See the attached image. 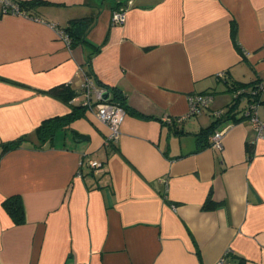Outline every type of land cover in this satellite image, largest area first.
<instances>
[{
	"label": "crops",
	"instance_id": "obj_1",
	"mask_svg": "<svg viewBox=\"0 0 264 264\" xmlns=\"http://www.w3.org/2000/svg\"><path fill=\"white\" fill-rule=\"evenodd\" d=\"M38 1L33 15L0 6V153L70 112L46 92L59 84L78 94L89 78L122 97L125 116L111 146L85 109L53 146L0 154V264H264V135L213 115L233 104L231 84L257 82L264 121V0ZM120 7L125 21L113 24ZM67 27L72 47L57 32ZM192 93L212 101L186 115ZM214 128L224 129L221 150L210 146ZM12 196L21 223L3 204ZM208 196L219 205L203 209Z\"/></svg>",
	"mask_w": 264,
	"mask_h": 264
},
{
	"label": "built area",
	"instance_id": "obj_2",
	"mask_svg": "<svg viewBox=\"0 0 264 264\" xmlns=\"http://www.w3.org/2000/svg\"><path fill=\"white\" fill-rule=\"evenodd\" d=\"M1 13L3 14H16V15H28L26 11L21 9L18 5L17 0H0ZM126 9L124 7H120L115 9L111 14V22L113 24H122L125 21ZM53 26L56 27L55 24ZM57 32L60 38L66 43L67 46H70V38L68 34L64 31L63 28H57ZM225 76L224 70H221L217 73V77L223 78ZM260 86V85H259ZM261 88V86H260ZM107 88H97L93 84V82L86 78L82 83L81 91L76 94L71 101H79V103L84 106L85 109L94 111L96 116L100 121L105 123L108 126V133L105 138V144L108 145L110 142H115L119 138L120 135V124L125 116V110L118 103L104 99L103 95ZM244 89H238L234 91L233 96L237 97L238 94L243 92ZM252 91V93H254ZM80 93V94H79ZM81 95V98H79ZM188 101V110L186 115L192 114H200L208 108L212 101L211 93H192L187 96ZM243 119H248L257 131V136L264 135V121H261L257 114V104L249 102L247 105L240 111ZM223 109L213 110V115L216 118H220L223 116ZM186 115L180 116H169L164 115L162 117V121L165 123H172L174 121H179L183 119ZM224 129H215L210 134V146L213 148L222 149ZM82 161L80 165H82ZM87 165L95 171H99L101 169V163L95 159H88L86 161ZM80 173V172H79Z\"/></svg>",
	"mask_w": 264,
	"mask_h": 264
},
{
	"label": "trees",
	"instance_id": "obj_3",
	"mask_svg": "<svg viewBox=\"0 0 264 264\" xmlns=\"http://www.w3.org/2000/svg\"><path fill=\"white\" fill-rule=\"evenodd\" d=\"M17 2H18L19 7L21 9H23L24 11H26V13L28 15L35 14L36 11H35L34 6L36 3H39L38 0L17 1ZM71 30L69 27L64 28V31L68 34V36L70 38V46L69 47L74 46L76 43ZM232 31L234 33V28H232ZM231 88L233 90V93H234V91L241 89V88H243L244 91L241 92L240 94H238L237 97L233 96L234 101H233V104L230 106V109L228 111L235 108L236 105L245 97L247 98L248 103L252 102V103L258 104L259 102L262 101V99H261L262 89L260 88V86L257 82L231 84ZM254 90H255V92L252 93V91H254ZM46 92L49 95H51L55 98H58L65 103H69L71 106L70 112L65 114V115H62V116H54V117L43 120L35 128V130L33 132L34 139H30L28 136H22L18 139H15V140H12L10 142L2 144L1 153H3L4 151H6L8 149H12V148L17 147L20 143L25 142V141H31L35 146H38V147L53 146L57 132H59L60 130H66L68 128V125L70 124V122L74 118H76L80 114H82L83 111H85V108H84V106H82L81 103H79V102L75 103V102L71 101L72 98L77 94V92H75V90L71 87V85L69 83L59 84L57 86L49 88L48 90H46ZM118 98L119 99H117L113 96V98H111V99L109 97V100H112V101L118 103L125 110L124 100L122 99V97L120 95L118 96ZM228 111L225 112V114L223 116H221L220 118L227 119V120L228 119H234V121H239V120L243 119L242 115L237 117L236 112H231L229 114ZM220 118H216L217 119L216 121H218ZM214 130H215V128L212 130V132ZM203 132H204V134L209 132V128L204 129ZM113 143L114 142H110L107 146H111ZM253 144H254L253 142L247 143L246 144L247 150H251V147ZM3 204L16 223L23 222V220H24V209H23L21 199L18 196H12V197L5 199ZM218 205H219V202L212 200L210 198V196H208L205 199V201L203 202L202 208L203 209H213Z\"/></svg>",
	"mask_w": 264,
	"mask_h": 264
},
{
	"label": "water",
	"instance_id": "obj_4",
	"mask_svg": "<svg viewBox=\"0 0 264 264\" xmlns=\"http://www.w3.org/2000/svg\"><path fill=\"white\" fill-rule=\"evenodd\" d=\"M120 1H123V0H120ZM109 95H110V89H107V90L104 92L103 98H104V99H108V98H109Z\"/></svg>",
	"mask_w": 264,
	"mask_h": 264
},
{
	"label": "rangeland",
	"instance_id": "obj_5",
	"mask_svg": "<svg viewBox=\"0 0 264 264\" xmlns=\"http://www.w3.org/2000/svg\"><path fill=\"white\" fill-rule=\"evenodd\" d=\"M105 2H109L110 0H104ZM59 142V141H58Z\"/></svg>",
	"mask_w": 264,
	"mask_h": 264
}]
</instances>
